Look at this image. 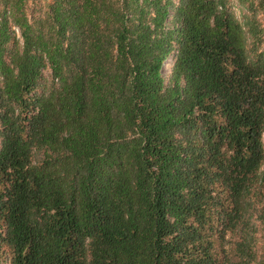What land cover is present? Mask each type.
I'll return each instance as SVG.
<instances>
[{"label":"trees","instance_id":"16d2710c","mask_svg":"<svg viewBox=\"0 0 264 264\" xmlns=\"http://www.w3.org/2000/svg\"><path fill=\"white\" fill-rule=\"evenodd\" d=\"M235 5L0 0V264H264V0Z\"/></svg>","mask_w":264,"mask_h":264},{"label":"rangeland","instance_id":"374dc122","mask_svg":"<svg viewBox=\"0 0 264 264\" xmlns=\"http://www.w3.org/2000/svg\"><path fill=\"white\" fill-rule=\"evenodd\" d=\"M232 1L234 2V9H235V11L238 13L237 7H236V5H235V0H232ZM170 63H171L170 59L167 60V65L164 66V71H165V72H168V71H169ZM263 142H264V133H263Z\"/></svg>","mask_w":264,"mask_h":264},{"label":"clouds","instance_id":"9594fccd","mask_svg":"<svg viewBox=\"0 0 264 264\" xmlns=\"http://www.w3.org/2000/svg\"><path fill=\"white\" fill-rule=\"evenodd\" d=\"M166 64H167V61H166L165 65H166ZM165 65H164V66H165Z\"/></svg>","mask_w":264,"mask_h":264},{"label":"bare ground","instance_id":"6f19581e","mask_svg":"<svg viewBox=\"0 0 264 264\" xmlns=\"http://www.w3.org/2000/svg\"><path fill=\"white\" fill-rule=\"evenodd\" d=\"M167 65V64H166Z\"/></svg>","mask_w":264,"mask_h":264}]
</instances>
